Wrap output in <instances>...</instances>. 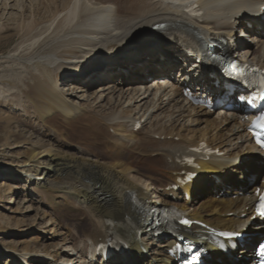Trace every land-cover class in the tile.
Segmentation results:
<instances>
[{
  "label": "bare ground",
  "instance_id": "6f19581e",
  "mask_svg": "<svg viewBox=\"0 0 264 264\" xmlns=\"http://www.w3.org/2000/svg\"><path fill=\"white\" fill-rule=\"evenodd\" d=\"M47 2L42 5L49 12L54 3ZM262 4L63 0L62 12L50 10L46 24L28 28L25 53L6 56L28 71L14 87H0V98L20 111L29 106L44 133L38 131V142L29 144L21 133L0 136L4 146L13 138L18 149L14 157L0 153V204L16 195L26 202L38 196L49 207L36 209L33 217L48 224L31 243L16 246L4 236L23 233L22 222L0 215V264H172L166 250L173 240L154 238L139 226L135 196L142 207L170 204L214 229L246 225L253 186L264 177V153L249 167L243 165L241 159L254 147L239 120L240 108L214 115L187 104L181 89L189 86L227 100L238 93L235 87L230 95L220 78L198 70L189 57L199 49L196 37L224 40L238 62L264 69ZM191 5L198 7L193 17L185 12ZM67 82L72 87L64 90ZM187 156L195 167L184 161ZM186 173L194 177L182 185ZM235 175H244V181L233 180ZM239 192L244 196L231 198ZM135 229L140 236L131 234ZM190 231L192 239H207L204 228L193 225ZM245 232L240 262L259 233L252 227ZM114 233L131 235L128 249L121 256L111 251V258L101 262L95 248ZM120 240L114 243L117 250L123 247ZM214 253L222 264H238L235 253Z\"/></svg>",
  "mask_w": 264,
  "mask_h": 264
},
{
  "label": "rangeland",
  "instance_id": "374dc122",
  "mask_svg": "<svg viewBox=\"0 0 264 264\" xmlns=\"http://www.w3.org/2000/svg\"><path fill=\"white\" fill-rule=\"evenodd\" d=\"M42 1L45 4H48L47 1L54 3L53 5L50 3L51 7H49V12L50 10L62 12L64 8L63 0H0V87L4 89H10L17 85L19 78L28 71V69L21 67L18 61L16 62L13 59H8L6 56L14 55L16 58L21 57L25 53V46L31 42L29 40L24 42L23 39L28 28L33 27L35 23L41 25L46 24V20L49 19V12L44 9L45 6L42 5ZM4 2H6V5ZM8 6L11 8H8ZM153 42H150L149 45ZM71 87L72 85L67 82L64 83L63 89L67 90ZM94 88L91 89V92L94 91ZM5 131L11 132L13 136L14 134L21 133L26 143L28 142L27 144L30 142H38L40 137L38 136V131L41 132V134L44 133L42 126L38 124L36 116L32 113L29 106H27L25 111H20L10 104L5 106L2 104L0 98V136ZM4 145V140L0 138V153L2 151L3 155L8 158L14 157L15 155H13V153L18 149H14L16 144L13 143V138H9L7 145ZM20 145H22V148L25 147V144ZM257 157L255 152H251V154L242 158L241 162L246 167H249L254 163ZM238 176L239 175H235L233 179L237 180ZM20 199L21 197L16 195L7 204H0V215L5 216L4 218H9L12 220L11 222H16L17 220L22 222L20 227L23 233L19 232L17 234L4 236V238L8 237L6 238L8 239L7 241L14 242L11 244H15L16 246L20 245L22 242L31 243V239L38 237L44 226L48 224L47 220H35L33 217L36 213V209L37 211H48L49 206L47 201L34 195L32 196L33 201L26 202L20 201ZM194 200L193 198V207L196 205ZM69 219H71V216H69ZM18 227L19 226H15L14 228L17 229Z\"/></svg>",
  "mask_w": 264,
  "mask_h": 264
},
{
  "label": "snow or ice",
  "instance_id": "6c2138e0",
  "mask_svg": "<svg viewBox=\"0 0 264 264\" xmlns=\"http://www.w3.org/2000/svg\"><path fill=\"white\" fill-rule=\"evenodd\" d=\"M262 147H264V145H262ZM261 207H262V209H264V204H262ZM261 215H264V211L261 212ZM183 223L187 224L188 221H184ZM237 235H239V234H237V233L231 234V236H237ZM260 253L262 256H264V245L260 246Z\"/></svg>",
  "mask_w": 264,
  "mask_h": 264
}]
</instances>
